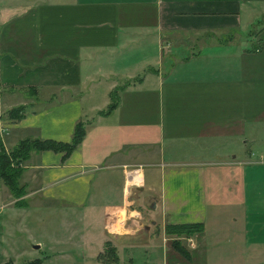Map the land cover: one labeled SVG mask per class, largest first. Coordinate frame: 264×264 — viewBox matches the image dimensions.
<instances>
[{"label":"crops","instance_id":"obj_1","mask_svg":"<svg viewBox=\"0 0 264 264\" xmlns=\"http://www.w3.org/2000/svg\"><path fill=\"white\" fill-rule=\"evenodd\" d=\"M134 41L151 66L125 83L105 71L119 90L104 113L94 74ZM0 95L3 145L68 141L84 124L69 155L34 149L20 165L23 206L62 203L84 224L52 245L87 250L67 262L264 263V0L0 1ZM194 221L201 231H165Z\"/></svg>","mask_w":264,"mask_h":264},{"label":"rangeland","instance_id":"obj_2","mask_svg":"<svg viewBox=\"0 0 264 264\" xmlns=\"http://www.w3.org/2000/svg\"><path fill=\"white\" fill-rule=\"evenodd\" d=\"M0 1L3 2L4 0ZM14 1L25 2L26 0ZM135 44H137L136 47L134 46ZM138 46L139 41H134L131 45L123 48L120 53L110 57L107 62L104 61V63L99 65V72L94 74V80H99L96 84L97 86L94 87L95 98L90 92L91 97L95 100L97 105L100 104L99 106L104 107L106 106L105 100H112L115 98V94L111 96L108 93V86L110 83L109 80L105 78H107L109 74L105 71H108L110 68L117 70L121 68L122 70H119L120 73L115 77V80L116 83H125L126 80L129 79L126 78L125 75H129L130 71L139 68L138 72L143 74V68L148 69V67L151 66L152 62L149 61V59H151L150 57H141L137 54L140 53L138 51L142 49ZM116 87H118L119 90V86ZM104 89H106V94L102 93ZM1 90L3 92L8 91L4 87H2ZM16 96L18 95L13 96L11 103H19V105L24 107V105L20 103L19 97ZM1 97L0 95V99ZM2 133L4 134V132ZM4 142L6 144L4 145L5 150L10 157L12 165L19 166L24 163V161L19 158H13L10 152L13 146L11 140L5 139ZM244 148H247L251 157H256L257 155L252 154H254L258 148V137L251 139ZM146 169H152L155 170V172L159 170L158 167L151 168L149 166L146 167ZM224 180L226 181V178ZM10 192L7 184L4 183L0 175V264H3L7 260L24 264H80L70 263L67 262V260L76 259L80 262L79 257L82 255V252L84 254L87 253L86 249L69 245L70 248L67 247L63 249V253L58 254L54 252L58 248L53 247L56 238L66 241L68 238L76 240L78 237V232L76 231L84 225L79 220H76L77 217H75L76 219L71 217L70 208H66L62 203L55 208V206H49L51 201L46 200H41V204L37 206L36 197L33 199L28 198L29 205L26 207L23 206V204L20 205L15 203L17 197L14 203H12L14 195ZM22 201L21 199V202ZM85 236L84 234L80 240L82 244L85 241ZM36 244L39 246L35 247ZM96 246L97 245H94L92 248ZM68 254L71 256L68 257Z\"/></svg>","mask_w":264,"mask_h":264},{"label":"trees","instance_id":"obj_3","mask_svg":"<svg viewBox=\"0 0 264 264\" xmlns=\"http://www.w3.org/2000/svg\"><path fill=\"white\" fill-rule=\"evenodd\" d=\"M118 87H114L110 95L115 94V98L111 100L105 110L102 112H108L113 106L116 105ZM24 107L18 105L12 108L9 111V114L15 113L20 116ZM85 127L81 120H78L75 123L74 131L72 133L71 139L68 141L57 140L53 138H32L24 137L20 139L17 144H15L11 149V154L13 158H19L21 160L26 159L31 150H42V149H52L55 151H63V156H67L70 152L77 146V144L82 140L84 135ZM22 167L19 165L13 166L8 156V153L5 150L4 145L0 142V175L9 187L11 193L17 197L15 203L24 204V199L20 198L24 194L25 189L23 185L19 184V177L22 171ZM21 199L23 200L21 202ZM203 228V223L200 221L194 222H175V223H166L165 231L167 233H173L176 236L189 235L197 231H201ZM180 240L178 238L173 239V244L178 247V249L184 253L188 254L185 249L179 246ZM106 248L102 255L110 256L111 253H114L113 247L110 245L109 241H105ZM3 264H24V263H15L12 260H7ZM255 264H264V263H255Z\"/></svg>","mask_w":264,"mask_h":264},{"label":"built area","instance_id":"obj_4","mask_svg":"<svg viewBox=\"0 0 264 264\" xmlns=\"http://www.w3.org/2000/svg\"><path fill=\"white\" fill-rule=\"evenodd\" d=\"M132 171H134V168L129 169V171H128V175H129V176H130V174H131ZM130 179H132V177H131Z\"/></svg>","mask_w":264,"mask_h":264},{"label":"water","instance_id":"obj_5","mask_svg":"<svg viewBox=\"0 0 264 264\" xmlns=\"http://www.w3.org/2000/svg\"><path fill=\"white\" fill-rule=\"evenodd\" d=\"M35 246H38V244H36Z\"/></svg>","mask_w":264,"mask_h":264}]
</instances>
